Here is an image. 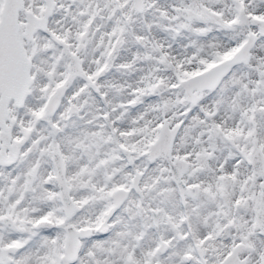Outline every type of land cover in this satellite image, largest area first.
<instances>
[{
	"label": "snow or ice",
	"instance_id": "obj_1",
	"mask_svg": "<svg viewBox=\"0 0 264 264\" xmlns=\"http://www.w3.org/2000/svg\"><path fill=\"white\" fill-rule=\"evenodd\" d=\"M0 264H264V0H0Z\"/></svg>",
	"mask_w": 264,
	"mask_h": 264
}]
</instances>
